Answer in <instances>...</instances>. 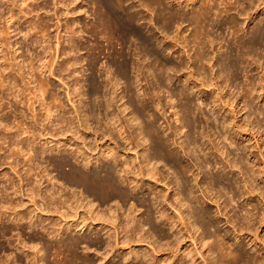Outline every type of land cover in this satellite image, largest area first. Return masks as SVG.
I'll use <instances>...</instances> for the list:
<instances>
[{
	"label": "rangeland",
	"instance_id": "1",
	"mask_svg": "<svg viewBox=\"0 0 264 264\" xmlns=\"http://www.w3.org/2000/svg\"><path fill=\"white\" fill-rule=\"evenodd\" d=\"M0 1H1L0 2L1 5H2L0 11H3V13L5 15L2 17V19L0 21L1 26L4 25V23H2V22H4L5 17L10 10L14 11L16 14L15 15L16 17L14 18V20L16 18H19V20H20V23H18V24L15 23L14 20L12 22L10 21V24L12 26H15L14 28H16V29L13 28L15 31L12 32V34L10 36H11V39L14 43L18 42V44H19L16 46V49L18 48L17 49V51H18L17 55L20 56L19 62L22 63L21 65H26L24 68V72H26L29 76L33 75L34 78H36V76H38L37 72L34 71L33 68H31L28 64H29V61L31 60L32 56L34 57V56L41 54L42 46L45 44V42H43L44 43L43 45H42V42H39V43L35 42V44L33 45V43H32L33 39L34 40L37 39L39 41H42V39H43L42 33H45L48 36L44 40H48L46 43L49 44V42H50L52 47H54V48H52V55L54 54V57L56 58L55 59L56 64H54V66H53V70H55V72L53 71L54 72L53 76L52 75L49 76V73H47V76L43 75V78L46 76L45 78H47L48 82L50 83L49 89H48L49 93L47 92V96H48L49 101L48 100L47 101L48 102L51 101V99L49 98V94H54L57 97L59 96V102L60 103L62 102L61 106H64V107L60 108L61 112L59 111L55 114V115H57L56 117H58L60 114L62 116L63 120L69 119L74 126L72 124L71 125L74 128L76 127L75 129H77V130L81 129V131L84 130L83 132L85 133L84 134L83 132H81L80 134L75 135V136H77V138L73 137L71 135H73L74 129H72L73 130L72 131L70 129L71 125H68L69 127L66 125L67 122H63L64 124L59 125L58 121H55L53 123L52 122L49 123L48 120L44 121L45 115L42 118L39 117V119H40L39 125L37 126L38 128L37 127L34 128V129H37L36 132L35 131L34 132L39 133L42 130V128H46V130H45V132H43V136L41 138L38 139V137H35L32 139V140L35 139L34 141L37 142V143L34 142V144H35L34 146H37V148L34 147V149H36L35 152H33L34 149H33V151L31 150V153L33 154L32 157L34 158V159H32L33 162H31V163L33 166L35 165L34 166L35 168L32 171L33 174L31 172L32 177L30 175V177H31L30 180L33 182L34 186L36 184L35 180H37V179L40 180V183L42 185L41 196H39L37 199V202L39 205L36 207L33 206V204H31L29 202L30 201L29 197H27V195H25L23 197V199L27 203L26 210L24 211L25 216H26V219H25L26 222L23 221L24 223L23 222L20 223V222H15L14 220L10 219V220L4 221L2 223V225L0 226V228H1L0 230H2V228L8 227L7 229H11L12 231H9L10 233L7 234L6 238H0V244L5 245V247H6L2 251L0 250V258L3 259L6 257V255L9 254L11 257L13 256L15 261L16 260L18 261L17 264H31V262L29 260H27L26 254L22 253L21 250L17 249L18 243L22 242L21 245H23V243L27 242L28 243L27 249H29V245L30 246L33 244L36 245V244H38V242L42 243L43 239H44V242L56 245V244H58L57 242H59V240H64V239L66 240V238L68 239V238H72V237L76 238L77 236L78 237L83 236L82 238L88 237V238L93 239L98 235L99 236L102 235V234H100L99 231L88 230V231L84 232V230H83L80 232L78 229L73 228L72 231H69V233H66L63 236V238L58 237V239H57V238L50 237L48 235L47 231H44V229L41 228L42 224L39 225L36 228V230L30 229L28 226V221H27V217H30L31 213H33V211H35V209L38 208L40 206V204L41 205L43 204V199L45 200V202L47 201V197H48L49 193H47L46 188H51V190H54V191H51L52 193L53 192L55 193V191H56V195H59V193L62 194V192H63V194H62L63 196L66 193V196H68L70 194L69 196L71 198H72V194L76 195L77 198H78V196H79V198H81V196H82V198H84V196H86V194L83 191V188L81 189V187H77V186L75 187V185H73L71 182H69L68 180H65V176L68 177L67 175H69V173L71 175L72 174L71 171H73V169L79 168L80 170L86 171V169H84L83 162H88L91 159H93V156H91L92 153L89 151L90 150L89 148H91L93 146L92 140L94 139V137H93L92 132L94 131L93 129L95 128V126H97V127L99 126V122L102 120V119L101 120H99V119L102 118V116H103V115H100L99 113H101V111L105 112L106 106L100 108L102 110H99V107H98L99 101L96 100V96L93 97L94 95H93V90L91 87L92 83L90 84V82H92V81H95V83L97 81L96 84L99 85V87H100L99 91L102 93L101 94L99 92L100 93L99 97H102L104 95V97H102L103 99L100 98V100L102 99L103 103H106V100H104V99H106V97H107V99L116 98L115 99L116 104L114 102V106L109 107V112H108L109 115H108V117L106 116V120H107V118H111V117L113 118V113L115 110H118V109L121 110V111L118 110L116 112H121V116L126 121V125L130 126L131 131L135 132L133 135V138L135 137L134 138L135 144L137 143V145H138V148H137V145L130 144L131 143L129 141L130 139L126 135L127 131L126 132L122 131L120 133H117L115 136V139H112V140L108 136L107 137L106 136L105 137L100 136L99 137V144L100 145L102 144L101 145L102 151L100 148L99 155H101L103 153V151H105L106 149H109V147L117 149V147L120 146V149H121L120 161L125 160L124 158L127 157L126 159H128L132 164L133 163L134 164L142 163V162H139V160L141 161V159H142V161H143L142 157H143V153L145 151V148L148 145H150V147H151L152 143L149 139L148 140L145 139L144 135H141V137L139 136L140 137L139 138L136 134H137V132L140 133V131H139L140 125L146 126L148 124V126H150L153 129L155 136L161 137L163 139V141H165V144H166L165 147H167L166 149L172 148L174 151H176V153L179 155L178 157L182 161H184L185 163L188 162L189 164H192L193 160L195 161L194 155H192V156L188 155L189 156L188 157L187 155L184 154V151L180 150L181 149L180 144L177 146L176 145L168 146V141H167L168 138L169 139L174 138L175 140L177 139V141H180V143H185L183 141L184 140V134L186 133V131L188 129L187 128L184 129L185 131L182 130L183 133H182V131H180L181 133H178V131H179L178 127L181 125L180 124L181 121H178V120L180 119V116H182V114H183L182 111H179V110H181V105L183 106V104H185L184 102H186L184 97H182V95H180V92L184 89V85H186V87L188 86L187 88L190 91L189 92L190 94L189 93L188 94L190 95V98L192 97L191 99H193L192 109H193V111H195L193 115L197 120L196 131L203 133L205 135H206V133H209L208 135H210V136L207 135L205 137H207L208 139L212 138V140L215 144H219V148L221 150V151H219V153H215L214 157L211 156L212 159L209 158L210 160H213V162H214V160L215 161L218 160V161L222 162L221 166L216 165V167L211 169V171H213L214 173L216 172V173L220 174L221 176H223L226 179H230L232 181V183L237 181V183L239 182L241 184V188L240 189L236 188L235 190H236V193L238 195L242 194L243 197L242 196L236 197V199H235L236 201L233 202L232 206H231V208H233L232 211L229 212L230 208H228L226 213L229 212V213L233 214L234 213L233 211L243 213V210L241 211V208L250 209L251 203H257V205L260 208L262 207L261 208L262 210H260V211H263L264 200L261 201L260 199H258V197L256 195H253V197L249 196V193H248L249 189L245 186L242 187V183L244 184V182H245L244 181L245 176H243V174L240 173V169H238V167H235V169L229 168L227 166V163L229 160L230 161L232 160V162H233V161H240L241 159H243L242 164H240V166L242 165L241 166L242 169L244 168V170L245 169L247 170L246 167H248V169L258 170L259 166H260L261 167L260 169L264 170V90H263L264 83L261 82L262 80H264V51L262 49H258V48L257 49L256 48L250 49L249 50L250 53L244 54L241 57L236 55L237 52L234 51V53H233L234 55H233L232 60L234 59L238 63H241L238 71H236V77L235 78H233L231 76L232 73H230L229 71L222 70L220 63L222 60L221 57L226 53V51H228L227 48L229 49V47H232V49H235V50L237 49L235 44L237 43L238 37L246 38L247 37L246 35L249 36V34L252 31L257 32V31H260V29L264 28V0H252V1L251 0H238V1L237 0H219V1L218 0H208V1L206 0V3H208V4H209V2H211L212 4H215L218 1L216 3V6H218L217 8H219V10H220V8L222 9L220 11H224L223 9H226L225 5L229 4L231 2L230 8L232 10H230L231 12H229L228 15H226V13H223V17L224 18L226 17L225 20L222 21V24H223L222 28L223 29L217 27V26L221 25V22H220V24L218 23V25H216L217 23L214 20L217 18L216 15L213 16V19H212L214 21L213 24L211 23L212 20H210L211 24H209L207 29L211 30V32L213 33L212 39L215 40V44L210 46L211 49H209V52H207L204 56L205 59L203 58V56L200 55L201 51H199L200 48H199L197 41L195 39V34L198 32L197 29H198L199 25L194 20V18H192L193 15H197L198 12H196V11H200V10L205 8V4H206L204 2L205 0H180L181 1L180 3H179V0H174V2H173V0H170V2L168 0H163V4H165V5L162 4V5L157 6V3L155 4L153 2L150 10H148L146 8V3L144 0H143V2H140V3L138 2L140 0H138V1L132 0V2L130 1L131 3L129 2L128 4H126L128 7L129 6L134 7L133 13L138 16L137 22H135V29H137L140 32L142 38H148L149 40H152V41H149L150 45H148V46H149V48H151L150 51L154 52L155 55H147V52H145V49H147L146 45H144V43L142 42V39L138 38L137 36L136 37L130 36L132 39L130 37H127L128 41H123L122 38H120L118 35H110L111 37H109V34H105V33L103 34L102 33L101 28L100 29H99V27L96 28L95 26L98 25V13L101 10V8L99 7V0H28V2L25 1L26 3H21L23 1L17 0L16 3L17 2L18 3L17 4L15 3L14 6L10 5L12 3L11 1H14V0H0ZM7 1H8V3H7ZM214 1H215V3H214ZM220 1H223L226 3L222 2V4H221ZM2 2L6 3V4H4ZM237 2H240V3H237ZM3 4H4V6H3ZM129 4H131V5H129ZM173 5H174V7H173ZM200 5H201V7H200ZM238 5H240V7ZM241 5H244L243 9H242ZM11 6H13L12 7L13 9H11ZM199 7H200V9H198ZM2 8H3V10H2ZM69 8L71 9V12H70ZM173 8H174V10H173ZM19 9L20 10L22 9L23 12L20 13ZM168 9L173 11L174 12L173 14H175L177 12L178 13L182 12L181 13L182 15L178 14V16H177V14H176L177 17L175 16V18L183 17V19L181 18L179 21H176V22L171 21L172 24H171V22L168 23V11H169ZM31 10H33V11H31ZM192 11H194V12H192ZM217 11H218V9H217ZM233 21L238 23V26H237L238 29H237V27H234ZM174 22H175V24H173ZM42 24L43 25L47 24L46 25L47 27H46L45 31L39 32L40 27L43 26ZM228 24L230 26H228ZM68 27H70V29ZM236 31L238 32L237 34H236ZM28 38H30V39H28ZM185 39H187L188 41H185ZM72 40H74V41L71 42ZM73 43H75V44H73ZM76 45L78 46L79 49H77ZM197 47L199 48V50ZM114 48H115V51H114ZM99 50H101V51H99ZM99 52H102V53L99 54ZM116 52L118 54L121 53L119 55H123V56L119 57V55H117ZM115 58L116 59L120 58L121 61L124 59H128L129 62L131 61L130 62L131 64L133 63L132 66L133 67L135 66L134 69L132 68L131 70H129V72L127 73L125 78L124 77L122 78L121 76H119V74L117 72L118 69L113 64ZM68 59L71 61V63L76 60L78 62V65H75L73 67H71L69 65L70 68L68 67L66 69V71H63L61 69V65H63V63H65V61L68 62L69 61ZM194 61H196V63ZM137 66H138V68H137ZM161 67H162V69H161ZM168 67L171 69L173 68V69L170 70ZM192 68H193V70H192ZM212 68H213V70H212ZM155 69H156V71H155ZM180 70H181V72H180ZM193 71H194V73H193ZM157 73L163 74L162 75L163 80L158 81ZM189 73L190 74L193 73L194 79L191 78V75ZM199 73L201 76L198 75ZM246 74L247 75L249 74L250 76H252V79L254 78L253 81H255V90L250 97H248L247 94H245L246 88L249 87L248 83H247L248 79H247ZM188 75H190V76H188ZM218 75L220 78L218 77ZM168 77L171 78V81L168 80ZM211 77H213V78L211 79ZM127 78L133 82V85L131 87L132 90L136 94H138L141 99L142 98L144 100L146 99L150 102V105L152 104L150 107L151 108L150 113L154 114L155 119L153 117H151L152 119L150 117H149L150 119L148 117H146L145 118L146 120L143 119V121L146 123L141 121L142 124H139V125H138L139 122L135 121L133 119V116H134L133 115L134 114L133 113V107L131 105H129L130 104L129 103V97H128V95H129V88L128 87L129 86H128ZM155 78H157V80ZM91 79H93V80H91ZM172 80H174V81H172ZM200 80H202V81H200ZM203 80L207 81L206 84H204V85H202ZM211 80H214L213 83H217V81H218V83L220 85V89L222 92L220 91V89H218L219 88L218 86H215V84L214 85L210 84ZM109 81H113V83L116 84L117 87H115L113 89L112 88L113 83L112 82L109 83ZM159 82H161L162 84ZM34 85H37V83H34ZM186 87H185V89H186ZM177 91H178V93H177ZM219 93L222 94V96L225 100V103L223 102V104H228L226 108L222 109V111L219 110L220 106L216 107V105H214V104H217V105H221V107L223 106L220 103L221 101H220V96L218 95ZM1 96L2 97L4 96L3 99L5 97H8V98H5L6 100L4 99L5 101L1 100V98H0V102H1V104L4 102L3 103L4 106H5V104L7 106L16 104L15 100L12 99L11 96H5V95H2V93H1ZM145 96H147V97H145ZM73 101L75 104H73ZM215 101L217 103H215ZM243 101L248 102L247 103L248 107L245 110H241L242 109L241 107H243V105H244ZM117 102H118V105H117ZM237 102H238V105H237ZM158 103H160V104H158ZM95 104H97L96 105V111L94 110ZM7 106H6V109L8 111L7 110L6 111L9 113V111H11L12 109H10L11 106L10 107L8 106V108H7ZM13 107H11V108H13ZM16 107H17V105H16ZM37 107H38L37 112L43 114L44 111L42 110V108L38 105H37ZM114 107H115V109H114ZM19 109L17 107L18 111H20L22 113H23V111L26 112V114H25L26 117H28V118L31 117L30 112L28 111V109L24 105L19 106ZM123 110H124V112H123ZM40 111H42V112H40ZM111 111L113 113H111ZM20 112L18 114L17 113L16 114L10 113L11 117L8 116V118H10V120H11V118L14 119L13 120L14 123L16 122V124H17L16 118L18 116L15 118L14 115H19ZM180 112H181V114H180ZM1 114H2V112L0 111V115ZM98 117H99V119H97ZM130 117L132 119H130ZM51 118L53 119V117H51ZM106 120H104V122ZM132 120L134 122H131ZM181 120H182V118H181ZM223 121L225 122V124ZM10 122H12V121H10ZM237 122L240 123L239 124L240 129L243 130V131L240 130V131H242V133L239 132V130H237L234 127V123H237ZM28 123L30 126L31 123L30 122H28ZM16 124H13V122H12V126L14 127V130L17 128V127H15V126H17ZM227 125L230 126V127H228L229 129H227V127H225ZM175 126H178V127H175ZM253 127H254V129H253ZM68 129H69V131L70 130L71 131L67 133L66 131ZM137 129H138V131H137ZM57 130L59 132L61 131L62 135ZM102 130H105V128L103 126H102ZM173 131L176 134L175 133L173 134ZM235 131H236V133H235ZM224 132H231L232 135L233 134L235 135L234 140L237 142H240V144H239L240 146L238 144H236V146L233 145L234 147L231 146L228 149L231 153V155L228 157H227V153H226L227 149L223 148L226 145V142L223 141V138H220L221 135L224 134ZM26 136L27 135H25L23 137H26ZM142 136H143L145 141L143 140ZM195 136H196L197 141H198V143H197L198 146H201V147H198L197 144L196 145L190 144V148L192 149V148L196 147V150H197L196 153L197 154L200 153L199 154L200 158H202V159L206 158L207 159L209 157V155L204 156V152L208 150V148L210 147L211 144L209 142H207V140H208L207 138L206 139H205V137H204V139H203V137L201 138L200 135H198V133ZM141 138H142V140H141ZM179 138H180V140H179ZM214 138H215V140H214ZM173 140L172 139L170 140V144H171V142H173ZM50 141H52V142L50 143ZM204 142H206V143H204ZM47 143H49V145H48L49 147L56 144L58 147H60V145H62V147L64 149L62 147H60L61 150L57 151V149H56V150L52 151L53 149L50 148L49 152L45 151V153H40V152H42V150H44V147L47 146ZM44 144H45V146H44ZM179 146H180V148H179ZM103 147H104V149H103ZM8 148H10V149H9V151H7L8 149H6L7 152L6 151H0V157H1L0 160H2V161H0V184L2 185L5 182L6 183L8 181L10 182L11 180H9V179L12 178L14 183L19 186L21 183H23V180L19 181L20 180L19 175L23 176V174H25L24 171L26 170V167L31 164V163L27 164V162H26L29 155L26 154L24 156L23 155H19L17 157L15 156V158L14 157L6 158L8 153L10 154L11 152H13V150L11 151L12 146L8 145ZM86 148H88V150ZM23 149L26 150L25 153L28 152L27 145H23ZM79 149L80 150L82 149L83 151L86 150L84 156L79 157V159L82 161L81 163L80 162L78 163L77 160L75 159L77 157L75 155V152L78 153V155H79V151H78ZM37 150L39 151L38 153L36 152ZM222 151H223V153L225 151L224 155H223V153H221ZM98 156H96V157H98ZM192 157H194V158L192 159ZM240 157H242V158L240 159ZM13 158L17 160L16 162H19V163H17L18 166H17L16 170H13L11 168L12 166L16 165V163L14 162L15 160H13ZM62 158L63 159L65 158L67 160L64 163L65 165L62 163L65 159L63 160ZM137 158H138V160H137ZM190 160H192V161H190ZM57 161L58 162L60 161L62 165L60 164V162L58 163ZM109 161H107V163L105 162V164H107L109 167H112L114 172H115V170H117L115 174H116V179H117V183H118L117 187L119 186L118 187L119 190L121 188L122 189L121 191H126V193L128 190H130V193L132 191V194H134V196L137 195L136 197H141L142 196L141 194H143L144 192L133 191V190H131L129 185L124 184L123 177L125 174L122 171V166L116 167V165H114L113 163H111ZM25 162H26L27 166H26ZM67 163H68V165H67ZM164 164H166V163L165 162H159V164L157 163L156 166L158 167V169L161 172L163 171L165 174H168L167 172L172 173V170L169 171L170 168L168 167V165L164 166ZM255 164H256V166H254ZM222 165L225 166V170L222 167ZM92 169H96V167H93ZM43 170H45V171L42 172ZM87 171H90V169ZM194 172L195 171L188 174V177H190L189 178L190 180L195 179V176H193V174L194 175L198 174V170L196 171L197 174ZM238 173H240V174H238ZM120 174H122V175H120ZM62 175H65V176L63 177ZM118 175H120V176H118ZM205 176H204V173L203 174L201 173V175L198 176V182L200 184H202L201 182H205V181H207L206 185L209 184L208 179H206ZM49 177L52 179V181L50 183H49V179H50ZM121 177H122V180L120 179ZM248 177L249 176L245 177L246 180L252 181V179H251L252 177H250V178H248ZM23 179H24V181H26L25 178H23ZM156 180H158L159 183H157V185H156L157 189H154V191H153L154 195L157 194V196H160L159 192H157V191L163 190V193L164 194L166 193L165 195H166V197H168L167 195L169 193L171 194V190L169 192L167 191L168 187L163 184V182L160 179V176H157ZM65 181H68V183ZM139 183H141V181ZM153 183H156V182L153 181ZM30 185L33 186L32 183ZM254 185H255L254 187L258 186L259 188H260L259 185H261L262 190L264 189V181L263 182L261 181V177L257 178ZM122 187L124 188V190ZM217 188L220 189V187H216V190H214L215 194H216V191L219 190ZM145 192H147V191H145ZM155 192H157V193H155ZM130 193H128V194H130ZM147 194L149 195L150 193L147 192ZM147 194H145V195H147ZM231 195L232 194H230V196ZM158 198H160V197H158ZM16 199H17V201L20 200V199L18 200V198H16ZM106 199L107 198H105L104 200H106ZM211 199H213V197H209L208 195H206L205 199L203 200L204 206H207V207L209 206L213 215H215L217 218V221L219 223L218 226L221 227V229L224 231V233H227L233 239L234 238V227H233V225L231 223L227 222V215H225V212L223 214H221V213L218 214L217 208L219 207V205H218L219 202L215 203L214 199H216V198L214 197V199H213L214 201ZM104 200L101 202L104 203ZM107 200H106V202L110 203L111 205L113 204L112 205L113 207L115 206V202L111 203V200H108V201ZM222 201H223V199H221V202ZM127 202L133 203V201L130 200V201H126V203H122V204H124V206L127 204L125 207L123 206V208L126 210H128V208H130L133 205V204H131V203L129 204ZM97 204L99 205L100 203L98 202ZM97 204H96V207L98 206ZM137 204H138V208L136 207V210L140 209L142 212H144L142 214L143 215L145 214L144 216L146 217V212L144 209L145 207L142 204H141L142 205V207H141V205H139L140 203H137ZM107 205L108 204H106V203L100 204V206H98V210H100L101 212H107V210H108ZM43 208H45V206H43ZM42 210H44V209H42ZM51 211H52V209H51ZM83 211H84V208H80L78 210V215L76 213H74L71 218H67V219L61 218V216H60L61 213L56 214L54 212L53 213L52 212L46 213L45 211L44 212L38 211L37 214L39 215V217L41 216V218H43V219L49 218V220L45 221L46 228L49 227V225L51 226L53 223L56 222L57 228L59 227L61 229V227H67V226H69V224L71 225L73 223H76V221H78V220L80 221L83 217ZM137 213H139V212H137ZM157 215H159V214H155V216H157ZM87 216H90V215H87ZM92 216H93V218L95 217V215H92ZM121 221L124 222V219L122 218ZM88 223H90L89 225L92 224L90 221H88ZM96 223H99V221H96ZM166 223H168L167 220H166ZM166 223L164 222L163 224L162 223L160 224L158 222V224H156L157 227H159V228H156V230L158 229V231H156V230L150 231L153 238L155 237L156 239L155 238L154 239L159 244L165 245L167 243L166 241H168V239L161 240V236H159L160 234H162L161 231H164V232L166 231L165 233L168 234V224H166ZM58 224H60V226H58ZM165 224H166V226H165ZM105 225L107 226V228H111V226H112V225H108V223L107 224L105 223ZM162 225H164V226H162ZM99 226H101V225H99ZM159 230H161V231H159ZM63 231L65 232L66 230H63ZM150 232H149V234H150ZM156 232H158V233H156ZM260 233L264 234V224H262V227L260 229ZM155 234L156 235L158 234L157 237ZM34 235H37V239H35L36 236L33 237ZM124 235H125V233H123V235L121 234L120 236H124ZM38 237H39V239H38ZM32 238H34V240H31ZM9 241L12 245L9 244ZM152 242H154V241H152ZM152 242L149 243V241H147V240L144 242L142 241V243H141V241L140 242L136 241V242L130 243L125 248L124 247L121 248L120 250L116 251V253L111 252L110 255L113 254L114 256H112V258H111L112 261L110 260L109 263L120 264L121 262H123L122 258H121L122 255L124 256V254H125V256H129L132 250L139 249V248L144 249V251H149V253L151 252L150 253L151 258L154 257L158 260L167 258L168 257V249L167 250L166 249L161 250V251L156 250V245L152 244ZM158 243H157V245H158ZM186 243L192 244V242L190 240H187V242H184L183 245L184 244L186 245ZM244 244H246L244 246L246 248V250H250L249 239L244 240L243 245ZM187 245H186V247H187ZM198 247L204 256H206L208 254L205 251V249L202 248V246L200 244H198ZM81 248L78 249V254L81 257L88 256V258L91 257L90 259L93 258L96 264L101 261L100 258L102 256L106 255L104 253H108L107 251L110 252L109 249L108 250L103 249V251H102V250H98V249L95 250V248H93V249H90V253L89 254L87 253L88 254L87 255L86 252H84L83 248L82 249ZM184 248H185V246H183V249ZM56 252H57L56 250H51L50 252L49 251L47 252L48 254L46 253V261H48L47 264L48 263L49 264H54V263L55 264H62L63 263V261L65 259L64 255L63 254L60 256L58 255V257H56L57 256ZM116 255H120L121 259L119 258V256H116ZM114 257H115L116 261L114 260ZM55 259H56V261H55ZM197 263L206 264V262H205V260H203V258H199ZM121 264H125V263L123 262ZM158 264H160V263H158Z\"/></svg>",
	"mask_w": 264,
	"mask_h": 264
},
{
	"label": "bare ground",
	"instance_id": "2",
	"mask_svg": "<svg viewBox=\"0 0 264 264\" xmlns=\"http://www.w3.org/2000/svg\"><path fill=\"white\" fill-rule=\"evenodd\" d=\"M16 1L17 0L11 1L12 3L11 4L9 3V4L14 6ZM21 1H23L21 3H26L25 1L28 2V0H21ZM130 1L132 2V0H99V7L101 8V10L98 13V25L96 24L97 26H95V27L96 28L99 27V29L101 28L102 33L103 34L104 33L109 34V37H111L110 35H118L120 38H122L123 41H128L127 37H130V36L136 37L137 36L138 38H141L144 45H146L147 49H145V52H147V55H155L154 52L150 51L151 48H149V46H148V45H150L149 41H152V40H149L148 38H142L140 32L137 29H135V22H137L138 16L133 13V11H134L133 6L128 7L126 5ZM144 1L146 3V8L148 10H150L153 2L155 4L157 3V6L163 4V0H154V1L153 0H144ZM168 1L170 2V0H168ZM138 2L139 3L143 2V0L142 1L140 0ZM173 2H174V0H173ZM180 2L181 1L179 0V3ZM204 2L206 3V0ZM220 2L222 4L223 1H220ZM2 3H4V2H2ZM7 3H8V1H7ZM210 3L211 2H209V4L206 3L205 8L202 6L204 8V9H202L203 11L202 10L196 11V12H198L197 15H193V17L191 16L192 18H194V20L199 25V27L197 29L198 32L195 34V39L197 41V44H198L200 50L198 47L197 48L199 51H201L200 55L203 56V58H204L205 54L207 52H209V49H211L210 46L215 44V40L212 39L213 33L211 32V30L207 29L209 24L214 23V21L212 20L213 16L214 15L217 16V18L214 19L215 22L217 23L216 25H218V23L220 24V22H221V25L217 26V27L222 28V26H223L222 21L225 20V18H226V17L225 18L223 17V13H226V15H228L229 12H231L230 10H232L230 8L231 2L229 4H226V5L224 4L225 8H226V9H223L224 11H220L222 9L220 8V10H219V8H217L218 6H216L215 1H214L215 4H212V3L210 4ZM223 3H226V2H223ZM237 3H240V2H237ZM4 4H6V3H4ZM4 4H3V6H4ZM129 5H131V4H129ZM163 5H165V4H163ZM201 5H200V7H201ZM13 6H11V9H13L12 8ZM238 6L240 7V5H238ZM243 6L244 5H241L242 9H243ZM1 7H2V5L0 3V9H1ZM173 7H174V5H173ZM200 7L198 9H200ZM217 9H218V11H217ZM2 10H3V8H2ZM173 10H174V8H173ZM31 11H33V10H31ZM22 12L23 11L21 9L20 13H22ZM70 12H71V9H70ZM192 12H194V11H192ZM173 13L174 12L171 10L168 11V23H170L171 21H175V22L179 21L181 18L183 19V17L175 18L176 14H177V16H178V14L182 15L181 14L182 12L181 13L177 12L175 14H173ZM15 15H16L15 12L10 10L5 17L4 22H2V23H4V25L3 26L0 25V90H1L0 92L2 93V95L11 96V98L14 99L15 103H16L15 105H10L11 107L14 106L13 108H11L8 105L10 107V109H12L8 113L7 112L8 110L6 109L7 105L5 104V106H4V104H3L4 103L3 101L6 100L5 98H8V97H5L4 98L5 100H4L3 99L4 96L2 97L1 93H0V96H1L0 98H1V100H3L2 104L0 102V111L2 112V114L0 115V151H6V149H8L7 151H9L10 148H8V145L12 146L11 151L13 150V152H11L10 154L9 153L7 154L6 153L7 151H6L5 153L7 154V157L6 156L5 157L6 158H12V157L15 158V156L16 157L19 155L24 156V155L28 154L29 157L26 160V162H27V164L28 163L30 164L31 162H33L32 159H34L32 157L33 154L31 153V150L33 151L34 147L37 148V146H34L35 145L34 144L35 139L34 140H32V139L35 137H38V139L41 138L43 136V132H45V130H46V128H42V130L39 133H35L37 129H34V128H36L39 125V120H40L39 117L42 118L45 115L44 121L48 120L49 123L50 122L53 123L55 121H58L59 125L64 124L63 122H67L66 125L68 126V125H71L72 122L69 119L68 120L65 119L66 121L63 120V118L60 114H59L60 117L59 116L56 117L57 115H55V114L60 111V108L64 107V106H61L62 102L61 103L59 102V96L57 97L54 94H49V98L51 99V101L48 102L49 100H48L47 92L49 93L48 89H49L50 83L48 82L47 78H45V77L47 76V73H49V76H51V75L53 76L54 72H55V70H53V66H54V64H56L55 63L56 58L54 57V54L52 55V48H54V47H52L50 42H49V44L46 43L48 40H44L46 37H48L45 33H42L43 34L42 35V38H43L42 41H39L37 39H35V40L33 39V42L31 41L33 43V45L35 44V42L36 43L42 42V45L44 44L43 42H45V44H46V45L44 44L42 46L41 54L34 56V57L32 56V58L28 64L31 68H33L34 71L37 72L38 76H36V78H34L33 75L29 76L26 72H24V68L26 65H21L22 63L19 62L20 56L17 55V52H18L17 49L18 48L16 49V46L19 44H18V42L14 43L11 39V36H10L12 34V32L15 31L14 29H16V28H14L15 26H12L10 24V21L12 22L14 20V18L16 17ZM3 16H5L3 11H0V21H1ZM210 20H212L211 23H210ZM14 21L17 24L20 23L19 18H16ZM175 22L173 24H175ZM171 24H172V22H171ZM229 24H228V26H230ZM233 24H234V27L238 26L237 22H234ZM46 25L44 24L42 27H40L39 32L45 31V29L47 27ZM68 28L70 29V27H68ZM237 29H238V27H237ZM237 33L238 32L236 31V34ZM246 36H247L246 38L238 37L237 43L235 44L237 49L235 50V49H232V47H229V49L227 48L228 51H226V53L224 52L225 54L221 57L222 60H221L220 64H221L222 70H224V71L227 70L230 73H232L231 76L233 78L236 77V71H238L240 64H241V63H238L237 61H235L234 59L232 60L233 55H234L233 54L234 51H236L237 52L236 55H238L240 57L244 54L250 53V51H249L250 49H255V48L257 49L258 48V49H262L264 51V28L260 29V31H257V32L252 31L249 34V36L248 35H246ZM28 39H30V38H28ZM73 41L74 40H72L71 42H73ZM185 41H188V40L185 39ZM73 44H75V43H73ZM76 47H77V49H79L77 45H76ZM99 51H101V50H99ZM114 51H115V48H114ZM100 53H102V52H99V54ZM119 54H121V53H119ZM119 54L117 53V55H119ZM122 56L123 55H119V57H122ZM130 62L128 61V59H124L122 61L120 60V58L114 59L113 64L115 65V67H117V69H118L117 72H118L119 76H121L122 78L126 77L129 70H131L132 68L134 69L135 66L133 67L132 66L133 63L131 64ZM194 62L196 63V61H194ZM69 65L71 67H73L75 65H78V62L76 60L72 63L70 60L68 62L65 61V63H63V65H61V69L63 71H66V69L68 67L70 68ZM137 68H138V66H137ZM161 69H162V67H161ZM169 69L172 70L173 68L172 69L169 68ZM192 70H193V68H192ZM212 70H213V68H212ZM155 71H156V69H155ZM194 71H193V73H194ZM180 72H181V70H180ZM193 73L190 74L191 78H193ZM43 75H46V76L43 78ZM162 75H163L162 73L161 74L157 73L158 81L163 80ZM190 75H188V76H190ZM198 75L201 76L200 73ZM219 75H218V77H219ZM212 78L213 77H211V79ZM155 79L157 80V78H155ZM247 79H248L247 83H248L249 87L246 88L245 94H247V96L250 97L255 90V81H253L254 78L252 79V76H250L249 74L247 75ZM91 80H93V79H91ZM168 80L171 81V78L168 77ZM206 80H203L202 85L206 84V82H207ZM172 81H174V80H172ZM200 81H202V80H200ZM110 82L113 83V81H109V83ZM127 82H128V86H129L128 87L129 88L128 97H129V103H130V104L129 103L128 104L133 107V113H134V114L132 113L134 115L133 119L135 121L139 122L138 125L142 124L141 121H143V119H145L146 117H148V118L153 117L155 119L154 114L150 113L151 112L150 107L152 104L150 105V102L146 99L145 100L143 98L141 99L139 97V95L136 94L132 90L131 87L133 85V82L130 79L127 78ZM210 82H211L210 84H212V85L215 84V86H218L219 87L218 89H220V85H219L218 81H217V83H213L214 80H211ZM261 82L264 83V80H262ZM34 83H37V85H34ZM96 83H97V81H96ZM96 83H95V81L90 82L92 90H93V95H94L93 97L96 96V100L99 101L98 102L99 110H102L100 108L105 107V106H106V109L104 108L105 112L101 111V113H99L100 115H103L104 117L102 116V118H100V119H99V117L97 118L99 120H101V119L102 120L100 122L98 121L99 126L98 127L95 126V128L93 129L94 131L92 132L93 137H94V139L92 140L93 146L91 148H89L90 149L89 151L92 153L91 156H93V159H91L88 162H83V166H84V169H86V171L80 170L78 168V169H73V171H71L72 174L70 175V173H69L70 176L67 175L68 177H66L65 175H62L63 177L65 176V180H68L69 182H71L73 185H75V187L77 186V187H81V189L83 188V191L86 194V196H84V198H82V196H81V198H79V196H78V198H77L76 195L72 194V198H71L69 196L70 194L68 196H66V193H65V195L63 196L62 195L63 192H62V194L59 193V195H56V191H55V193L54 192L52 193L51 191H54V190H51V188H46L47 193H49V195L47 197V201L45 202V200L43 199V204L42 205L40 204L41 207L39 206L38 208H36L35 211H33V213H31L30 217H27V221H28V226L30 229L36 230V228L42 224L41 228H43L44 231H47V233L50 237L57 238V239H58V237L63 238V236L66 233H69V231H72L73 228L78 229L80 232L83 230H84V232H86L88 230L99 231L100 234H102L103 236L98 235L93 239L85 237V236H84L85 238H82L83 236H81V237L77 236L76 238L72 237V238H68V239L66 238V240L65 239L59 240V242H57L58 244H56V245L44 242V239H43L42 243L38 242V244H36V245L35 244H33L31 246L29 245V249H27V247H28L27 242L23 243V245H21L22 242H20L17 245L18 246L17 249L21 250L22 253L26 254L27 260H29L31 262V264H47L48 261H46V253L48 251L50 252L51 250H56L57 251L56 257H58V255L60 256L62 254L65 257L62 264H96L93 258L90 259L91 257L88 258V256H85V257L83 256L84 257L83 258L78 254V249L82 247L84 252H86V254L87 253L89 254L90 249H93V248H95V250L98 249V250H102V251H103V249H106V250L109 249L110 252L107 251L108 253H104L106 255L102 256L100 258L101 261L98 262L97 264H111L109 262H110L112 256H114L113 254L110 255L111 252L116 253V251L120 250L123 247L124 248L127 247L130 243H133L136 241H139V242L141 241V243H142V241L144 242L147 240V241H149V243L154 241V242H152V244L156 245V250L161 251V250H165V249L167 250L168 249V257L164 258V259H160V260H158L154 257L151 258V254H150L151 252L149 253V251H144V249L139 248V249L132 250L129 256H125V254L123 256L121 254L122 255V257H121L122 261L125 264H158V263H160V264H200V263H197L198 259L203 258V260H205L206 264H264V234L260 233V229L262 227V224H264V216H263L264 215V209H263V211H260V210H262L261 209L262 207L260 208L257 205V203H251L250 209L241 208V211L243 210V213H239L237 211H233L234 212L233 214L229 213L233 209V208H231V206H232V203L236 201L235 200L236 197L242 196V194L238 195L236 193V190H235L236 188L240 189L241 184L239 182L237 183V181L232 183V181L230 179H226L223 176H221L220 174H218L216 172L214 173L213 171H211V169L215 168L216 165L221 166L222 162H220L218 160L217 161L214 160V162H213V160H210L209 158H211V156L214 157V154L219 153V151H221V150L219 148V144H215L213 142L212 138L208 139L207 137H205L209 133H206V135H205L203 133L196 131L197 120L193 115L195 112L192 109L193 99H191L192 97L190 98V95H189L190 91L187 88L188 86L186 87V85H184V89L180 92V95H182V97H184L186 102H184L185 100L183 99L184 100L183 102L185 104H183V106L181 105L182 103L180 104L181 110H179V111H182L183 114H182V116H180V119L179 120L177 119V120L181 121L180 122L181 125L179 127L175 126V127H178V129H179L178 133H181L180 131H182L186 128L188 129L186 131V133L184 134V140L183 141L185 143H180V141H177V139L175 140L174 138H171L172 140L174 139L173 142H171V144H170L171 139L168 138L167 141H168V146H172V145L177 146L180 144V146H181L180 150L184 151V154L187 156L188 155L189 156L194 155L195 161L193 160L192 164H189L188 162L185 163L184 161H182L178 157L179 155L172 148L166 149L167 147H165V145H166L165 141H163V139L161 137L155 136L153 129L150 126H148V124H147L146 126L140 125V128H139L140 133L137 132L138 131V129H137L136 135L138 137L139 136L141 137V135H144V138L147 140L149 139L151 141L152 145H151V147H150V145L146 146L145 151L143 153V157H142L143 161H142V159H141V161L139 160V162H142V163H139V164L133 163L132 164L128 159H126L127 158L126 156H125L126 158H124L125 160L120 161V156H121L120 146L117 147V149L109 147V149H106L105 151H103V153L101 152L102 153L101 155H99L100 148L102 147L101 146L102 144L101 145L99 144V137L100 136H102V137L108 136L112 140V139H115V136L117 133H120L122 131H125V132L127 131L126 135L130 139L129 140L131 142L130 144L137 145V143L135 144V141H134L135 137L133 138V135L135 132L130 130V126L126 125V121L122 118L121 112H116L119 109L115 110L114 113L111 111V113H113V118L112 117L107 118V120H106V116L108 117V115H109V113H108L109 107L114 106V102H115L116 98L107 99V97H106V99H104V100H106V103H103L102 97H104V95L102 97H99L100 93H101L99 91L100 87ZM159 83H161V82H159ZM115 87H117V86H116V84L113 83L112 88L114 89ZM185 87H186V89H185ZM263 90H264V85H263ZM220 91H221V89H220ZM177 93H178V91H177ZM218 95L220 96V101H221L220 103L223 106L221 107V105H217V104H214V105H216V107L220 106L219 110L222 111V109L226 108L228 104H223V102L225 103V100H224L222 94L219 93ZM145 97H147V96H145ZM100 98H102V99L100 100ZM215 103H217V102L215 101ZM247 103L248 102L243 101L244 105H243V107H241L242 108L241 110H245L248 107ZM73 104H75L74 101H73ZM115 104H116V102H115ZM158 104H160V103H158ZM16 105H17L18 109H19V106L24 105L28 109V111L30 112L31 117H29V118L26 117L25 116L26 112L23 110H22L23 113L18 111ZM37 105L42 108V110L44 111L43 114L37 112V108H38ZM96 105L97 104H95V109H94L95 111H96ZM117 105H118V102H117ZM237 105H238V102H237ZM8 106H7V108H8ZM114 109H115V107H114ZM119 111H121V110H119ZM19 112H20L19 115L13 114L15 118L17 116L19 117V118L18 117L16 118L17 124H16V122L14 123V121H13L14 119L11 118V120H10V118H8V116H10V113L11 114L12 113L18 114ZM40 112H42V111H40ZM123 112H124V110H123ZM180 114H181V112H180ZM51 117H53V119ZM181 118H182V120H181ZM130 119H132V118L130 117ZM104 120H106V121L104 122ZM10 121H12L13 124L17 125V126H15V127H17L15 130H14V127L12 126V122H10ZM28 122H30L32 125L30 124V126H29ZM131 122H134V121L132 120ZM144 123H146V122H144ZM224 124H225V122H224ZM239 124L240 123H238V122L234 123V127L237 130H239V132L242 133L243 130L240 129ZM72 125L70 126V129L71 130L74 129V133L71 136L77 138V136H75V135L80 134L84 130L81 131L80 128H79L80 130H77V129H75L76 127L74 128L73 127L74 125L73 126ZM102 126L105 128V130H102ZM225 127H227V129H229L228 127H230V126L227 125ZM253 129H254V127H253ZM240 130H242V131H240ZM70 131L68 129L66 132L68 133ZM59 133L62 135L61 131ZM174 133L175 132L173 131V134ZM182 133H183V131H182ZM197 133H198V135H200L201 138L202 137H203V139H204V137H205V139L207 138L208 139L207 142H209L211 144L210 147L208 148V150L206 149L207 151L204 152V156L209 155V157L207 159L206 158L205 159L200 158V155H199L200 153L199 154L196 153L197 152L196 147H194L192 149L190 148V144L196 145L198 143L197 138L195 136ZM235 133H236V131H235ZM25 135H27V136L23 137ZM208 136H210V135H208ZM234 136L235 135L234 134L232 135L231 132H224V134H222L220 137V138H223L224 142H226V145L224 144L225 146L223 148L227 149V151H226L227 157L231 155V153L228 149L233 145L236 146V144H238V145L240 144V142H237L234 140ZM142 138H143V136H142ZM142 138H141V140H142ZM144 138H143V140H144ZM179 140H180V138H179ZM214 140H215V138H214ZM51 142L52 141H50V143ZM35 143H37V142H35ZM204 143H206V142H204ZM23 145H27V148H28L27 153H25L26 150L23 149ZM48 145H49V143H47V146L44 147L45 146V144H44V146H43L44 150H42V152H40V153H45V151L49 152L50 148L53 149L52 151H54L56 149L58 151V150H61L60 147H62V145H60V147H58L56 144L52 145L51 147H49ZM180 146H179V148H180ZM197 146H198V144H197ZM198 147H201V146H198ZM137 148H138V145H137ZM86 149L88 150V148H86ZM103 149H104V147H103ZM35 150L36 149H34L33 152H35ZM78 151H79V155H78V153L75 152V155L77 156L75 159L77 160L78 163L79 162L81 163L82 161L79 159V157L84 156L86 150L83 151L82 149L81 150L79 149ZM101 151H102V148H101ZM36 152L38 153L39 151L37 150ZM221 153H223V151ZM224 154H225V151H224L223 155ZM96 156H98V157H96ZM14 158H13V160H15L14 162L16 163V165H15L16 167L12 166L11 168L13 170H16V168L18 166L17 163H19V162H16L17 160ZM193 158L194 157H192V159ZM241 158L242 157H240V159ZM0 159H1V157H0ZM137 160H138V158H137ZM242 160L243 159H241L240 161H233V162H232V160L231 161L229 160L227 163V166L229 168H234V169H235V167H238V169H240V173H242L243 176H245V177L249 176L248 178L252 177L251 178L252 181L251 180L248 181L244 177L245 182H244V184L242 183V187L245 186L249 189L248 190L249 196L253 197V195H256L258 197V199H260L261 201L264 200V189L262 190V186L259 185L260 188L258 186H257L258 188L254 187L255 186L254 184H255L258 177H261L262 182L264 181V170L260 169L261 168L260 166H259L258 170L248 169V167H246L247 170L246 169L244 170V168L242 169V167H241L242 165L240 166V164H242V162H243ZM0 161H2V160H0ZM66 161L67 160L65 159L62 163L64 164ZM107 161L113 163L114 165H116V167L122 166V171L125 174L123 177L124 184L129 185L131 190H133V191L144 192L143 194L140 193L142 195L141 197H136L137 195L134 196V194H132V191L130 193V190H128L129 192L127 191V193H126V191H121L122 190L121 188L119 190V188H118L119 186L117 187L118 183H117L116 174H115L117 170H115V172H114L112 167H109L107 164H105V162L107 163ZM190 161H192V160H190ZM26 162H25V164H26ZM159 162H165L166 164H164V166L168 165V167L170 168L169 171L172 170V173L167 172L168 174H165L163 171L161 172L158 169V167L156 166L157 163L159 164ZM27 164H26V166H27ZM60 164H61V162H60ZM31 165H32V163L26 167V170L24 171L25 174H23L24 177L22 175H19V177H20L19 181L23 180V183H21L19 186L14 183L12 178L9 179V180H11L10 182L7 180L9 183L5 182L2 185L0 184V226L2 225V223L4 221H8L10 219L14 220L15 222H20V223L25 221L26 216H25L24 211L26 210V205H27V203L23 199V197L25 195H27V197H29V200H30L29 202L31 204H33V206L36 207L39 205L37 202V199L39 196H41L42 185L40 183V180H38L37 178H36L37 180H35L36 184L34 183L35 186L33 185V182L30 180V178L32 177L31 172L35 168L34 167L35 165L34 166L33 165L31 166ZM67 165H68V163H67ZM254 166H256V164ZM93 167H96V169H92ZM222 167L225 170V166L222 165ZM89 169H90V171H87ZM197 170H198V174L196 173ZM44 171L45 170H43L42 172H44ZM193 171H195L194 173H196L197 175L193 174V176H195V179L190 180L189 179L190 177H188V174L193 172ZM201 173L202 174L204 173V176L206 175L205 177H206V179H208L209 184L206 185L207 181L201 182L202 184H200L198 182V176H200ZM240 173H238V174H240ZM32 174H33V172H32ZM30 175H31V177H30ZM120 175H122V174H120ZM120 175H118V176H120ZM157 176H160V179L163 182V184L168 187L167 191L169 192L171 190V194L169 193L167 195L168 197H166V195H165L166 193L165 194L163 193V190L157 191V192H159L160 196H157V194L154 195L153 191H154V189H157L156 185H157V183H159V181L156 180ZM23 178H25L26 181H24ZM120 179L122 180V177ZM51 181H52V179L50 178L49 183ZM68 181H65V182L68 183ZM140 181H141V183H139ZM153 181L156 183H153ZM31 183L33 186L30 185ZM216 187H220V189L217 188L219 190H217L216 194H215L214 190H216ZM123 190H124V188H123ZM145 191H147L150 194L148 195L147 192H145ZM157 192H155V193H157ZM128 193H130L131 195ZM145 194H147L148 196ZM230 194H232V195L230 196ZM206 195H208L209 197H213V199L215 197L216 198V199H214L215 203L219 202L218 203L219 207L217 208L218 214L219 213L223 214L225 212V215H227V222L231 223L234 227V238L233 239L227 233H224V231L221 229V227L218 226L219 223L217 221V218L215 215H213L209 206L208 207L204 206L203 200L205 199ZM158 197H160V198H158ZM16 198H18V200L19 199L20 200L17 201ZM105 198H107L108 200H111V203L115 202V206L113 207L112 206L113 204L111 205L110 203L106 202L107 199L104 200ZM213 199H211V200H213ZM221 199H223L222 202H221ZM103 200H104V203L108 204L107 205L108 206L107 212H101L100 210H98V206H100V204H104L103 202H101ZM130 200L133 201V203L130 202L133 205L131 207L129 206L130 208H128V210L124 209L123 208L124 204H122V203H126V201H130ZM98 202L100 203L99 205L97 204ZM127 203H129V202H127ZM137 203H140L139 205L142 204L145 207L144 209L146 212V217L144 216L145 214L144 215L142 214L144 212H142L140 209L136 210V207L138 208ZM96 204L98 205L97 207H96ZM142 205H141V207H142ZM43 206H45V208H43ZM80 208H84L82 219L80 221L79 220L76 221V223H73L71 225L69 224V226H67V227H61V229L59 227L57 228L56 222L53 223L51 226L49 225V227L46 228L45 221L49 220V218L43 219V218H41V216L39 217V215L37 214L38 211L39 212L45 211L46 213H50V212L53 213L54 212L56 214L61 213V215H60L61 218L67 219V218H71L74 213H76L78 215V210ZM228 208H230V210L228 213H226ZM42 209H44V210H42ZM51 209H52V211H51ZM137 212H139V213H137ZM155 214H159V215L155 216ZM87 215H90V216H87ZM92 215H95V217L93 218ZM122 218L124 219V222L121 221ZM166 220L168 221V223H166ZM88 221H90L92 224L89 225L90 223H88ZM96 221H99V223H96ZM158 222L160 224L161 223L163 224L164 222L166 224H168V234L165 233L166 231L164 232V231L159 230L162 232V234L159 235V236H161V240L168 239V241H166L167 243L165 245L159 244L155 240L156 238L154 237L155 238L154 239L153 236L151 235V232H150V231L156 230V228H159L156 225V224H158ZM105 223L106 224L108 223V225H112L111 228H107ZM166 224H165V226H166ZM99 225H101V226H99ZM58 226H60V224H58ZM162 226H164V225H162ZM7 228L5 227V228H2V230H0V238H6L7 234L10 233L9 231H12L11 229H7ZM63 230H66V231L64 232ZM156 231H158V229ZM149 232H150V234H149ZM123 233H125V235L120 236L121 234L123 235ZM156 233H158V232H156ZM157 235H156V237H157ZM33 237H35V239H37V235H34ZM38 239H39V237H38ZM246 239H249L250 250H246V248L244 247L246 244L243 245V241ZM31 240H34V238H32ZM187 240H190L192 242V244L186 243V245L188 244L186 247V245L185 244L183 245V243L187 242ZM156 242L158 243V245ZM9 244H11L10 241H9ZM198 244H200L202 246V248L205 249V251L208 253L206 256H204L202 254L201 250H199ZM183 246H185L184 249H183ZM5 248H6L5 245L0 244V250L1 251L4 250ZM116 256H119V258H120V255H116ZM114 260L116 261L115 257H114ZM55 261H56V259H55ZM17 262L18 261L17 260L15 261L13 256L11 257L9 254L6 255V257L3 259L0 258V264H17ZM123 262H121V263H123Z\"/></svg>",
	"mask_w": 264,
	"mask_h": 264
}]
</instances>
